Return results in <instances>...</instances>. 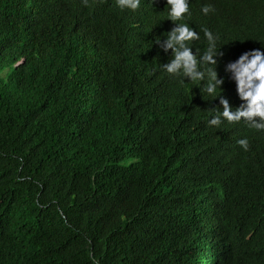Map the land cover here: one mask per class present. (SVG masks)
<instances>
[{
    "label": "trees",
    "instance_id": "trees-1",
    "mask_svg": "<svg viewBox=\"0 0 264 264\" xmlns=\"http://www.w3.org/2000/svg\"><path fill=\"white\" fill-rule=\"evenodd\" d=\"M111 1L0 0V264H264V130L209 124L204 82L145 80L182 22L198 55L213 32L224 76L264 49V0H190L182 21L143 0L132 36Z\"/></svg>",
    "mask_w": 264,
    "mask_h": 264
},
{
    "label": "clouds",
    "instance_id": "clouds-1",
    "mask_svg": "<svg viewBox=\"0 0 264 264\" xmlns=\"http://www.w3.org/2000/svg\"><path fill=\"white\" fill-rule=\"evenodd\" d=\"M112 11H119L120 18L126 25L130 36L135 35L146 24L145 3L143 0H112ZM167 12L172 21L186 19L185 14H190V0H166ZM211 5H204L201 11L207 14ZM168 35L156 39L164 53L169 50L172 59L162 56H153L152 59L162 61L161 66H146L148 73L145 77L148 87L157 88L166 74H175L182 77L180 83L188 81L204 82L205 91L218 100L220 109L215 111L208 121L211 125H220L222 118L229 122H238L242 119L250 122L256 130H264V49L254 48L245 50L234 60L224 63V76L218 71V65L226 56L222 49L217 52V38L211 30L204 28L203 32L208 41L207 49L200 55L195 46L190 42L199 39L200 33L188 23L173 24L167 31ZM215 65L216 67H211ZM235 83V91L241 103L234 106L228 96L224 95L225 80ZM223 89L217 94V89ZM245 150L249 148L247 137L237 141ZM95 264H99L98 261ZM191 264H209L205 259L192 261Z\"/></svg>",
    "mask_w": 264,
    "mask_h": 264
},
{
    "label": "bare ground",
    "instance_id": "bare-ground-1",
    "mask_svg": "<svg viewBox=\"0 0 264 264\" xmlns=\"http://www.w3.org/2000/svg\"><path fill=\"white\" fill-rule=\"evenodd\" d=\"M74 45V44H73ZM64 95V94H63ZM61 98V97H60ZM22 107V106H21ZM56 111V110H55ZM51 113V112H50ZM13 117V116H12ZM53 119V118H52ZM17 122V121H16ZM47 126V125H46ZM11 127V126H10ZM12 128V127H11ZM10 128V129H11ZM49 129V128H48ZM11 137V136H10ZM16 140V139H15ZM12 143V142H11ZM22 145V144H21ZM23 147V146H22ZM25 147V146H24ZM15 149V148H14ZM15 151V150H14ZM20 151V150H19ZM12 158V157H11ZM18 158V157H17ZM43 158H44V156H43ZM48 159V158H47ZM13 161V160H12ZM45 163H46V161H44ZM49 164V163H48ZM66 165V164H65ZM25 169V168H24ZM46 170V169H45ZM14 172V171H13ZM6 179V178H5ZM44 181V180H43ZM7 188V187H6ZM8 189V188H7ZM7 192V191H6ZM1 193V192H0ZM9 193V192H8ZM32 194V193H31ZM8 196V195H7ZM6 196V197H7ZM39 197V196H38ZM2 199V198H1ZM4 203V202H3ZM5 206V205H4ZM35 208V207H34ZM19 209V208H18ZM220 212V211H219ZM8 213V212H7ZM6 246V245H5Z\"/></svg>",
    "mask_w": 264,
    "mask_h": 264
}]
</instances>
